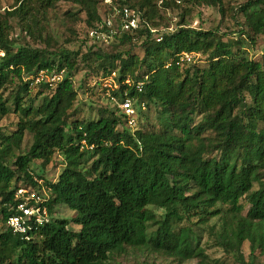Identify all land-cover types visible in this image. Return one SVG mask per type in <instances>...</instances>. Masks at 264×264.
Returning a JSON list of instances; mask_svg holds the SVG:
<instances>
[{
	"label": "trees",
	"instance_id": "1",
	"mask_svg": "<svg viewBox=\"0 0 264 264\" xmlns=\"http://www.w3.org/2000/svg\"><path fill=\"white\" fill-rule=\"evenodd\" d=\"M60 1L15 0L13 9L0 15V46L6 50L0 62V117L10 112L4 97L10 85L17 82L26 94L35 90L23 82V72L64 70L73 76L77 70L80 49L15 48L10 40V19H19L23 31L35 37L36 12ZM71 1L85 13L83 61L94 72L119 71L122 85L127 77L144 81L141 92L127 87L136 100L138 119L139 102L161 105L159 119L167 121V128L139 125L132 130L125 116L110 107H100L103 114L97 120L69 122L79 93L68 78L47 87L48 101L36 108L32 100L24 105V96L17 93V129L0 136V264H103L125 246L150 247L180 262L198 257L200 264H220L191 242L193 226L216 217L222 221L219 236L227 252L244 260L242 246L250 242L251 254L264 255V54L256 60L243 39L224 41L218 31L191 27L184 18L162 41L144 28L118 37L117 43L142 49V57L132 48L107 52L87 36L99 21L100 0ZM124 1L141 10L152 26L167 25L159 20L158 0ZM177 2L163 0L162 5ZM241 10L250 31L242 27L239 32L255 42L264 33V0L248 1ZM182 52L203 53L208 65L181 61ZM196 107L204 114L198 124L191 118ZM26 131L33 134V144L28 152L17 153ZM206 131L214 135L206 137ZM57 151L66 167L55 181L34 175L31 164L37 160L47 166ZM89 160L91 166L85 169ZM35 176L47 186L52 213L67 205L79 214L74 219L78 230L69 227L68 219L54 218L26 241L7 228L17 188L38 186ZM243 198L249 204L245 215ZM152 225L157 227L149 234Z\"/></svg>",
	"mask_w": 264,
	"mask_h": 264
},
{
	"label": "rangeland",
	"instance_id": "2",
	"mask_svg": "<svg viewBox=\"0 0 264 264\" xmlns=\"http://www.w3.org/2000/svg\"><path fill=\"white\" fill-rule=\"evenodd\" d=\"M220 6H208L194 4L191 0H181L177 4H171L169 7H163V0H158L160 9L159 19L163 24L173 27V31L179 28L180 21L184 18L185 24L194 28H201L204 30H215L223 36L224 41L233 43L236 40L243 39L245 47L250 51V56L256 60H261L264 54V33L256 37L255 42L252 39L245 38L240 34L239 30L243 27L250 31L245 23V16L242 13L241 7L251 0H220ZM15 0H0V15L5 11L12 10ZM186 11L185 16L184 12ZM85 13L82 11L81 6L71 0H62L54 7L47 11L36 12L35 17L38 21V30L36 36H28L22 29L21 21L17 18L10 19L9 23L12 27L10 32L11 44L15 48L19 46L29 45L37 48L47 47L50 51L58 50L60 47L66 48L70 51H77L80 49V54L77 58L78 68L73 77L76 81L75 87L78 90V97L75 102L73 116L70 121L79 119L84 122L99 119L103 112L100 107H109L110 104L106 103V99L102 97L99 90L98 83L105 82L104 77L107 74L102 72H94L93 67L87 65L82 55L86 52L87 46L83 48L80 45V36L83 32V19ZM40 31L41 37H38ZM170 31V33H173ZM49 39V40H48ZM48 40V42H47ZM116 41L114 45L103 47L107 52H121L132 48V53H138L141 57L143 51L138 46L121 45ZM200 61L197 65L205 67L208 62L205 60L204 54L200 53ZM119 77V71H116ZM104 76V77H103ZM89 79V80H88ZM134 80V79H133ZM96 83V85H95ZM43 90L41 95H37V91ZM50 90L47 87H42L30 91L26 94L19 88L18 83L10 85L4 92V97L9 99L10 112L0 117V136L8 135L17 129V123L20 119V113L15 111L14 96L19 93L24 96L25 104H30L33 101L34 107H38L46 103L50 96ZM111 108V107H110ZM162 106L152 104L146 109L140 110V117L138 119V126L145 125L144 128L165 130L167 128V121L162 118L159 119ZM146 114V116H145ZM200 107L191 113V118L194 124L200 123L204 118ZM150 125V126H149ZM204 136H213L214 132L206 131ZM1 141V139H0ZM33 144V134L26 131L23 142L17 153H26L29 151ZM92 160L84 163V168L87 169L91 166ZM66 167L64 156L61 152L54 154L53 160L47 165L43 166L41 161H34L30 170L34 175H43L45 180L54 182L58 174ZM36 177V176H35ZM38 178V177H37ZM257 188V187H256ZM243 214L248 211L249 204L246 199H242ZM157 215L163 214L164 210L152 207ZM54 218H64L70 221L69 227L73 230H78L79 226L74 222V219L79 216L77 212L69 208L67 205H59L55 208ZM157 226L152 225L149 228V234L156 229ZM222 229V221L219 217L213 218L207 224L194 225L193 234L191 235V242L193 247L200 246L211 260H219L220 264H264V255L256 251L251 254L250 242H245L242 246L244 253V260L236 259L232 252H227L223 247L220 239V231ZM103 264H200V258L195 257L180 262L178 259L170 257L164 253L157 252L150 247H131L125 246L122 250L112 254L108 261Z\"/></svg>",
	"mask_w": 264,
	"mask_h": 264
},
{
	"label": "built area",
	"instance_id": "3",
	"mask_svg": "<svg viewBox=\"0 0 264 264\" xmlns=\"http://www.w3.org/2000/svg\"><path fill=\"white\" fill-rule=\"evenodd\" d=\"M177 1L180 2L181 0ZM100 2L102 8L99 21L96 26L88 31L87 35L88 39L99 47L111 45L126 32L143 28L147 29L152 38L157 41H162L166 34L168 35L170 31H173V27L169 25L152 26L143 17L141 10L131 7L124 0H100ZM5 56L6 50L0 46V62ZM200 57L198 52H182L180 54L181 61L193 63L200 61ZM22 77L23 82L31 89L54 87L66 78L70 79L74 85L76 84L74 77L68 76L64 70L57 72L41 69L30 74L23 72ZM117 77V73L114 71L104 77V83H98L99 81L96 83L99 85L100 94L106 99V103L110 104L109 107L124 115L130 129L136 130L138 128V107L135 98L130 96V89L127 87H134L136 91L141 92L145 82H134L131 77H127L123 81L125 86L123 87ZM138 106L139 109L143 110L146 109L147 104L143 101L139 102ZM35 181L38 186L27 184L17 188L16 202L11 206V214L6 222L7 228L26 241L33 239L36 231L51 222L55 214L51 212L49 207L51 196L47 186L44 185L42 179L35 177Z\"/></svg>",
	"mask_w": 264,
	"mask_h": 264
}]
</instances>
